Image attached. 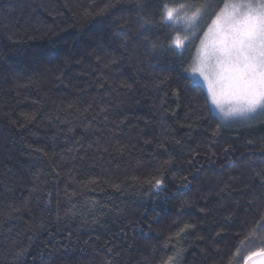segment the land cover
<instances>
[{"label": "trees", "instance_id": "obj_1", "mask_svg": "<svg viewBox=\"0 0 264 264\" xmlns=\"http://www.w3.org/2000/svg\"><path fill=\"white\" fill-rule=\"evenodd\" d=\"M228 1L0 0V264L264 250V114L222 122L188 76ZM176 2L209 5L191 35Z\"/></svg>", "mask_w": 264, "mask_h": 264}, {"label": "snow or ice", "instance_id": "obj_2", "mask_svg": "<svg viewBox=\"0 0 264 264\" xmlns=\"http://www.w3.org/2000/svg\"><path fill=\"white\" fill-rule=\"evenodd\" d=\"M208 7L206 2L200 5L165 3L161 19L170 25L183 21L191 35ZM209 34L210 45L201 40L195 58L198 63L191 69L193 78H197V73L203 77L211 102L224 118L250 119L264 114V0H229L208 25L205 36ZM187 40L189 35L183 39L177 35L173 44L176 49H183ZM225 98L229 102L227 109L223 104ZM162 183L158 179L155 186ZM253 256L264 258V250L252 253L245 258L246 262ZM174 259L169 257L168 264Z\"/></svg>", "mask_w": 264, "mask_h": 264}, {"label": "rangeland", "instance_id": "obj_3", "mask_svg": "<svg viewBox=\"0 0 264 264\" xmlns=\"http://www.w3.org/2000/svg\"><path fill=\"white\" fill-rule=\"evenodd\" d=\"M228 2H229V1H228ZM211 39H212L211 34H209L207 37L204 35L203 38H202V40H204L205 43H207V44H209V45L211 44ZM200 47H201V42H200L199 47H198V49H197V51H196V55H195V57H194V61H193V63H192V66L190 67V69H189V71H188V76L190 77V79H191L194 83H196V84L202 86V87L204 88V90L206 91L207 95H208V87H207V83L204 82L203 77H199V74L197 73V74H196V77H197V78L194 79V78H193V75H192V72H191V69H192L193 67H195V66L197 65V63H198V61H196L195 58L197 57V54H198V51H199ZM208 98H209V96H208ZM209 103H210V107H211L213 113H214V114H215V115H216V116H217L222 122H231V121H234V120H239V121L247 120V119H245V118H240V117L224 118V116H223V114L220 112L219 108H217V106L211 102V99H210V98H209ZM228 103H229V102H228L227 98H225V99L223 100V104H224V107H225L226 109H227V107H228Z\"/></svg>", "mask_w": 264, "mask_h": 264}, {"label": "water", "instance_id": "obj_4", "mask_svg": "<svg viewBox=\"0 0 264 264\" xmlns=\"http://www.w3.org/2000/svg\"><path fill=\"white\" fill-rule=\"evenodd\" d=\"M246 264H264V258L255 256L249 260Z\"/></svg>", "mask_w": 264, "mask_h": 264}]
</instances>
